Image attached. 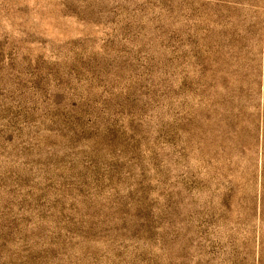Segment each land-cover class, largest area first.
<instances>
[{"label":"rangeland","instance_id":"1","mask_svg":"<svg viewBox=\"0 0 264 264\" xmlns=\"http://www.w3.org/2000/svg\"><path fill=\"white\" fill-rule=\"evenodd\" d=\"M0 264H264V0H0Z\"/></svg>","mask_w":264,"mask_h":264}]
</instances>
